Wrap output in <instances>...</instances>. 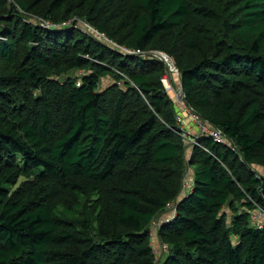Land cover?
I'll list each match as a JSON object with an SVG mask.
<instances>
[{
  "label": "trees",
  "instance_id": "trees-1",
  "mask_svg": "<svg viewBox=\"0 0 264 264\" xmlns=\"http://www.w3.org/2000/svg\"><path fill=\"white\" fill-rule=\"evenodd\" d=\"M150 51L228 144L199 136L186 157ZM256 168L264 0H0V264H157L160 217V264H264Z\"/></svg>",
  "mask_w": 264,
  "mask_h": 264
},
{
  "label": "built area",
  "instance_id": "built-area-1",
  "mask_svg": "<svg viewBox=\"0 0 264 264\" xmlns=\"http://www.w3.org/2000/svg\"><path fill=\"white\" fill-rule=\"evenodd\" d=\"M46 25L52 26L50 24ZM94 32L97 36L96 39L100 42L107 43L115 48H119L110 39H108V37L104 33H100L97 30H95ZM119 49L130 53V51H127L121 47ZM142 55L156 58L165 65V73L163 74L161 81L168 93L173 92L175 99L174 105L180 109L177 116V121L181 131H183L181 135L185 140V143H191V145L197 144V137L205 135L212 138L216 143L228 144L229 142L226 138V135L220 129L213 126L210 122L202 119L201 116L186 103L185 95L181 87V74L173 59L168 54L159 51H150L148 53H143ZM174 79H178V84L174 81ZM186 123H188L191 127L185 130L183 127ZM192 176L193 174L191 176L186 174L183 182V194H185L192 188ZM167 208V211H169L171 215H173L175 212V205L168 204ZM252 217L254 221L259 222V227H262V223L264 221V212L258 209L252 215ZM164 246L167 248L166 245Z\"/></svg>",
  "mask_w": 264,
  "mask_h": 264
},
{
  "label": "rangeland",
  "instance_id": "rangeland-1",
  "mask_svg": "<svg viewBox=\"0 0 264 264\" xmlns=\"http://www.w3.org/2000/svg\"><path fill=\"white\" fill-rule=\"evenodd\" d=\"M70 23L71 22H69L66 26L67 27H72V28H75V29H78V30H81L84 33L88 34L89 36H91L93 38H97V36H96V34L94 32L96 30V28H94L93 26H90V25H88V24H86L85 22H82V21H80L79 23H77V22H74L72 24H70ZM82 73H83L82 71H78L77 76L79 77V75H81ZM174 81L178 84V79H174ZM113 84H114L113 83V78H111L110 76H108V77H106L105 79L102 80L101 88H107L108 86L113 85ZM169 94L171 95L172 101H173V104H174V102H175L174 94H173V92H169ZM175 109H176L177 114H178L179 111H180V109L178 107H176V106H175ZM190 127L191 126L188 123H186L183 128L186 130V129L190 128ZM186 145H187V148H188L187 149V156L186 157H188L189 156V151H190L189 148H191L190 147L191 146V143L186 144ZM256 170L261 175H264V170H258L257 168H256ZM187 174L189 176H191L193 174L192 169L191 170H188L187 171ZM169 215H171V213L168 211V213L166 214V216H169ZM159 219H161V217ZM159 219L156 222H154L153 225H152V227H151L152 228V241H151V243H152L153 249L155 250V253H156L157 264H160V262L163 261V259L165 258L166 254H167V250H168L164 246V244L161 243V241H160V239L158 238V235H157V229H158L157 226H159V221H160ZM164 219L165 218H163V221H164Z\"/></svg>",
  "mask_w": 264,
  "mask_h": 264
},
{
  "label": "crops",
  "instance_id": "crops-1",
  "mask_svg": "<svg viewBox=\"0 0 264 264\" xmlns=\"http://www.w3.org/2000/svg\"><path fill=\"white\" fill-rule=\"evenodd\" d=\"M189 154H190V151H189Z\"/></svg>",
  "mask_w": 264,
  "mask_h": 264
}]
</instances>
